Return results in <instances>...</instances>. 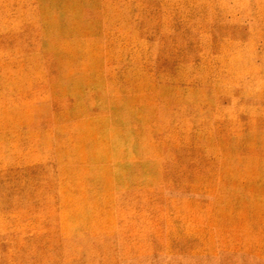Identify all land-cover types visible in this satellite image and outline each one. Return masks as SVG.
I'll return each instance as SVG.
<instances>
[{
    "label": "rangeland",
    "instance_id": "1",
    "mask_svg": "<svg viewBox=\"0 0 264 264\" xmlns=\"http://www.w3.org/2000/svg\"><path fill=\"white\" fill-rule=\"evenodd\" d=\"M0 264H264V0H0Z\"/></svg>",
    "mask_w": 264,
    "mask_h": 264
}]
</instances>
